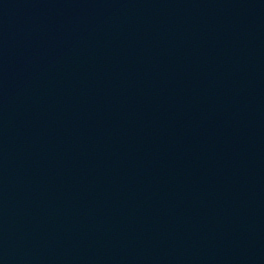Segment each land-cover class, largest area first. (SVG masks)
<instances>
[{"label": "water", "instance_id": "water-1", "mask_svg": "<svg viewBox=\"0 0 264 264\" xmlns=\"http://www.w3.org/2000/svg\"><path fill=\"white\" fill-rule=\"evenodd\" d=\"M0 264H264V0H0Z\"/></svg>", "mask_w": 264, "mask_h": 264}]
</instances>
